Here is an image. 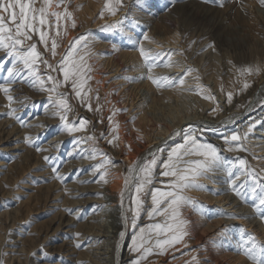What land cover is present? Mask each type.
Segmentation results:
<instances>
[{"label":"rangeland","instance_id":"rangeland-1","mask_svg":"<svg viewBox=\"0 0 264 264\" xmlns=\"http://www.w3.org/2000/svg\"><path fill=\"white\" fill-rule=\"evenodd\" d=\"M152 2L153 7L150 6ZM234 2L238 4V8L235 4V8L230 4ZM123 3L125 7L115 17L105 11L104 18L101 19L99 16L104 10L105 0H72L71 2L70 10L75 13V18L82 19V24L77 25L75 29L79 33L76 34L75 30L69 31L58 52L63 53L73 36L91 33V39L94 41L90 60L94 68L91 87L94 92L98 90L103 111L89 112L81 107L73 96L70 97V103L75 111L69 114V119L76 122L78 118H87L92 121L88 128L94 126L96 135L99 136L101 132L109 131L108 117L111 111L125 109L126 111L118 113L114 120L119 123L120 131L126 133L128 131L129 134L130 130H133L143 141L142 148L146 152L141 157H135L130 167L136 161L151 158L152 153L159 158H166L167 152L182 143L185 133L191 131L195 132L199 142L210 143L220 149L221 155L226 160L232 161L235 157L245 158L252 168L260 172L264 168V70L259 74L240 75V70L244 68L264 69V19H262L264 7L261 6L260 0H224L223 8L219 7V0L213 3H206L205 0H139V3L137 0H123ZM78 5L81 6L79 10H77ZM88 7L91 13H88ZM207 11L210 14L204 15ZM117 20H122V27L111 31L103 30L106 24L115 23ZM136 21L139 23L133 26ZM145 34L155 43L145 41ZM136 41H141L145 49H151L153 52L169 50L176 53L183 52L184 55H174L173 61L178 62L182 68L190 67L197 70L186 77L184 88L195 89L199 83L211 90L215 100L203 99L193 92L182 91L179 87L157 89L147 80L136 83L126 82L123 77H137L142 74L143 61L139 52L132 50ZM192 41L196 43L192 44ZM38 47L42 50V46ZM134 57L141 61L140 64L135 63ZM116 58L123 62L124 67L116 63ZM0 63L5 65L0 69V84H3L7 82L6 70L11 64L2 52H0ZM170 71L166 68H157L154 75L176 77L181 74L179 71L182 69L177 72L173 70L172 72L175 73L171 75L168 73ZM197 74L200 77L199 81L195 79ZM245 82L250 85L247 89L243 88ZM11 87L13 97L25 102L23 105L14 102L12 107L19 109L17 115L24 119L28 126L22 127L15 119L5 115L9 110L8 102L0 92V264H61V261L63 264H92L96 257L90 251L89 245L95 241L92 239L90 242V238L85 237L90 236L98 226L97 221L99 223L103 218L100 212L109 206L111 196L116 202L121 203L120 192L124 190V176L127 175L124 165L129 162L123 160L127 153L120 154V152L122 148L126 149V146L121 144L120 140L117 147L109 146L107 139L100 140L96 146L106 152L116 165L111 169L109 183L107 185L89 183V181H83L85 182L83 184L76 183L78 168L72 170L70 164L72 148L74 151L77 150L76 154L80 148L89 149V144L77 146L75 140L91 135V131L73 134L61 131L58 118H52L51 113L45 108L47 94L34 91L27 83L17 82ZM228 93H232L231 103L227 99ZM95 104L93 100L94 107ZM250 110L252 111L243 116L245 118L243 121H241L243 118L234 116L235 112L239 114ZM205 114L208 119L214 118L213 120H219L220 123L200 124L199 120ZM143 116L152 121L142 129L141 126L147 122L141 121ZM101 118L104 123H96ZM133 118H135L134 123L131 122ZM227 120L232 122L225 123ZM195 121L198 123L195 124ZM186 122L192 123L186 124ZM151 125L156 128L152 129ZM189 125L192 127L189 128ZM253 125L254 130L249 133L248 129ZM160 127L167 128L169 133L165 134L166 137L163 134L154 136ZM178 132L181 134L179 141L176 140L177 142H172L173 144L169 146L168 141L171 138L169 135L177 136ZM233 133L248 135L249 139L243 142L248 152L224 150L226 146L223 137ZM27 136L32 137V143L44 151L37 152L34 146L28 145L25 141ZM19 142L20 145L24 146L25 143V146H28L24 147L27 150L22 152L23 156H15L19 154V149L15 152L14 147L18 146ZM45 148L48 150L51 148L50 153L48 150L45 153ZM44 153L53 158L47 164L43 159ZM74 161H78L77 165L84 170L101 163L99 158L91 160L92 164H88L89 159L81 157ZM53 164L59 167V174L65 178L64 182L53 178L51 171ZM232 171L237 173L238 168ZM209 175L210 180H202L200 183L205 184L212 192H219V195L207 191H193L188 192L187 195L206 205L208 209L214 210L207 213L214 218L207 219L194 213L190 208L185 209L184 216L193 222L191 235L186 238L188 248L178 245L179 251L169 249L165 256L152 255L145 264H186L191 261L192 256L198 257L199 264H204L205 261L208 264H252L247 257L239 254L237 249L241 245L248 246L249 234L254 235L258 243L264 244V221L259 219V214L253 207L254 203L258 204V200H253L250 189H239L246 197V199L240 198L243 203L241 205L247 209L246 217L249 219H231L237 223L229 224L227 218H216L217 212L221 210L236 216L245 215L236 213L237 208H232L234 204L225 200V195L237 197L231 190L230 178L226 172L219 171ZM163 179L165 178L157 177L156 188H163L159 182ZM245 180L246 177L241 176L236 184L240 185ZM72 182L79 190L76 189L77 192L68 194L66 189L68 185H72ZM224 186H229L230 189L223 191ZM93 193H100L103 198L94 196ZM145 199L146 207L150 206V198L145 197ZM130 203V194L126 192L121 207L123 220ZM68 209L78 211L74 215H69ZM76 216H81V219L77 221ZM106 219H108L106 225H110L111 219ZM157 221L163 222V218H157ZM157 221H149L146 214L142 213L138 227ZM123 223L124 237L121 240L118 237L111 240L104 251L109 257L116 252L118 256L119 251L123 253L122 260L115 258L113 264H130L133 258L130 248L134 230L130 223H126L125 220ZM225 228L228 229L227 236L221 234V229ZM241 229L246 231L242 232ZM76 233L80 234L78 238L75 236ZM76 244H80L81 247L77 249ZM45 252L47 255H44ZM104 259L102 256L100 262H105Z\"/></svg>","mask_w":264,"mask_h":264},{"label":"snow or ice","instance_id":"snow-or-ice-1","mask_svg":"<svg viewBox=\"0 0 264 264\" xmlns=\"http://www.w3.org/2000/svg\"><path fill=\"white\" fill-rule=\"evenodd\" d=\"M71 2L72 0H0V52L7 57L11 64L6 70L7 82L0 84V92L8 102L9 110L5 115L15 119L22 127H27L28 123L17 115L19 109L12 107L14 102L21 103V105L25 103L12 95L11 85L17 82L27 83L34 91L47 94L45 108L51 113L52 118H58L61 131L68 134L91 131V135L75 140L77 146L90 144L89 149L80 148L77 155L82 159L89 160L99 158L101 163L87 170L94 177L89 183L107 185L109 176L112 175L111 169L116 165L113 164L111 157H108L107 153L101 151L96 145L100 140L107 139L109 146H118L120 125L114 120V117L126 110L113 109L108 117L109 131L101 132L99 136L96 135L94 126L91 129L88 128L92 121L87 118H78L76 122L69 119V114L75 111L74 106L70 103V97L73 96L79 105L86 108L87 111L95 113L103 111L99 92L98 90L94 92L91 87L92 72L94 71L90 63L91 46L94 43L91 33L73 37L63 53L58 52L69 31L77 28L74 12L70 10ZM205 2L213 3L215 0H205ZM260 3L264 7V0H260ZM224 6V0H219V7L223 8ZM80 7L78 5L77 10ZM124 7L123 0H105L104 10L101 11L99 18H104L105 11L115 17ZM138 23V21L134 22L133 26ZM120 27H122V20H117L115 23L106 24L103 30L111 31ZM144 40L155 43L146 34ZM195 43L196 41H192V44ZM38 46H42V50ZM132 50L138 51L143 61L142 74L137 77H123L126 82L136 83L147 80L157 89L179 87L182 91L193 92L203 99L215 100L211 90L199 83L195 89L184 88L186 77L197 70L190 67L182 68L178 62L173 61L174 55H184L183 52L176 53L172 50L153 52L151 49H145L141 41H136ZM4 67V63H0V69ZM157 68H176L182 69V71L176 77H158L154 75ZM262 70L264 69L260 67L244 68L240 70V75L259 74ZM195 79L199 81L198 74ZM249 87L250 85L245 82L243 88ZM227 99L231 103L232 93L227 94ZM93 100L96 102L95 107ZM131 122L134 123L135 118ZM96 123L103 124V118L97 120ZM36 126L41 127V125ZM191 127L189 125V128ZM253 130L254 125L249 127L248 132L251 133ZM248 139L247 134L241 136L238 133H233L230 136H224L223 142L226 146L224 150L246 153L249 150L243 142ZM25 141L30 146H34L37 152L44 151L32 143V137H25ZM150 156L149 159L134 162L127 169V175L124 176V190L120 192L121 207H123V198L126 192L130 194L131 201L127 213L124 214L125 222L130 223L134 230L130 248L133 258L130 264H145L148 257L152 255L165 256L169 249L179 251L178 245L188 248L186 238L191 235L193 222L184 216V210L190 208L194 213L207 219L214 218L207 215L208 212L214 210L208 209L206 205L187 195L188 192L193 191H207L210 194L219 195V192H212L205 184L200 183L202 180H210V173L226 172L230 178L231 190L242 199H246V197L239 189H250L253 200H258V204L254 203L253 207L259 214V219L264 221V182H262L264 181V174H262L264 168L257 172L249 165L248 160L242 157H235L232 161L226 160L221 155L220 149L210 143L199 142L195 132L191 131L185 133L182 143L167 152L166 158H159L155 153ZM193 156L200 159H189ZM43 159L47 164L53 158L45 155ZM237 168L238 172L234 173L232 169ZM40 170L43 171V169ZM51 171L54 179L64 182L65 178L59 174L57 164L51 165ZM158 176L165 178L159 181L163 185L162 189L155 187ZM241 176L246 177V180L237 185L236 181ZM81 183L84 182L81 181ZM92 195L103 198L100 193ZM145 197L150 198L151 201L148 207H146ZM14 199L19 198L14 197ZM67 211L69 215H74L78 210L68 209ZM142 213L146 214L149 221H157V218L162 217L163 222L157 221L144 227H138ZM216 218L249 219L246 216L227 214L222 210L217 212ZM76 219L79 221L81 216H76ZM241 231L246 230L241 229ZM227 233L228 229H221L222 235L227 236ZM79 235L76 233V238ZM124 235V232H120L121 238ZM247 245H241L237 249L238 253L247 257L252 264H264V244L258 243L257 238L249 234ZM75 247L79 249L81 245L76 244ZM44 255L47 253L45 252ZM186 264H199V259L197 256H192L191 261ZM204 264H208V262L205 261Z\"/></svg>","mask_w":264,"mask_h":264},{"label":"bare ground","instance_id":"bare-ground-1","mask_svg":"<svg viewBox=\"0 0 264 264\" xmlns=\"http://www.w3.org/2000/svg\"><path fill=\"white\" fill-rule=\"evenodd\" d=\"M240 1H242V0H240ZM252 2V1H251ZM228 3V2H227ZM248 3V2H247ZM246 3V4H247ZM154 3L152 2V3H150V6L151 5H153ZM230 4H232L233 6H234V4L236 5V8H238V4H236L235 2L234 3H230ZM227 5H229V4H227ZM231 5V6H232ZM151 7H153V6H151ZM234 8H235V6H234ZM153 9V8H152ZM234 10V9H233ZM87 11H88V13H91L90 12V8L88 7L87 8ZM155 12V11H154ZM88 13H87V15H88ZM75 14V13H74ZM207 14H210L209 13V11H207V12H205L204 13V15H207ZM213 14V13H212ZM146 15V14H145ZM235 15V14H234ZM80 16V15H79ZM78 16V17H79ZM262 19H264V18H262ZM81 20L82 19H78V18H76V22H77V25H79V24H82L81 23ZM223 20V19H222ZM221 22V21H220ZM261 23V22H260ZM217 24V23H216ZM215 24V25H216ZM262 25V24H261ZM263 26V25H262ZM216 27H217V25H216ZM82 29H85V28H82ZM76 31V30H75ZM159 31V30H158ZM73 32V31H72ZM75 33V32H74ZM77 33H79L78 31H76V34ZM73 34V33H72ZM73 36V35H72ZM74 37V36H73ZM76 37V36H75ZM70 38V37H69ZM69 38H68V40H69ZM125 58H126V56H125ZM132 58V57H131ZM134 58H136V57H134ZM133 59V58H132ZM115 60V59H114ZM134 60V59H133ZM116 63H119V65L122 67L123 66V62H121L120 61V59H117L116 58ZM129 61V60H128ZM140 62L141 61H139V60H137V58H136V61H135V63L136 64H140ZM143 63V62H142ZM141 63V64H142ZM136 64H134V65H136ZM124 67V66H123ZM139 69V68H138ZM170 72H168L170 75L173 73H175V72H177L178 70H176V68L174 69H168ZM173 70H175V72H172ZM179 72H181V71H179ZM261 81H263V79L261 78ZM261 83V82H260ZM260 86V85H259ZM150 87V86H149ZM256 87V86H255ZM179 89V88H178ZM152 90V89H151ZM171 91V90H170ZM169 91V92H170ZM262 91V90H261ZM174 93V92H173ZM160 98V97H159ZM158 98V99H159ZM161 98H163V97H161ZM115 98L113 97V100H114ZM116 100H117V98H116ZM157 100V99H156ZM115 101V100H114ZM164 102V101H163ZM161 104V103H160ZM226 106V105H225ZM232 107V106H231ZM230 107V108H231ZM224 109H225V107H224ZM228 110H231V109H228ZM224 111V110H223ZM252 110H250V111H248V112H245V113H234V116L235 117H237L238 116V118H243V116L246 114V113H249V112H251ZM230 112V111H229ZM238 112V111H237ZM224 113H227V112H225L224 111ZM210 115V114H209ZM205 116H207V114H205ZM205 116L204 117H201V120H199V123L200 124H202V125H210V124H216V123H220L219 122V120H211V119H208V116H207V119L206 120H204L205 119ZM222 116V115H221ZM227 116V115H226ZM225 116V117H226ZM210 117V116H209ZM224 117V118H225ZM217 118V117H216ZM219 118V117H218ZM217 118V119H218ZM224 118H222V119H224ZM232 118V117H231ZM233 119H235V118H233ZM237 119V118H236ZM245 118H243L241 121H243ZM143 123H144V121H147L146 123H144L145 125H143V126H141V124H139L141 127H142V129L143 128H145L146 127V125L147 124H149L152 120H150V118H145L144 116L142 117V120H141ZM214 121V122H213ZM235 121V120H234ZM239 121V120H238ZM237 121V122H238ZM222 122V121H221ZM232 122V120H227V122H225V123H231ZM183 123V122H182ZM181 123V124H182ZM189 123H192V122H186V124H189ZM195 124L196 123H198V122H194ZM233 123H235V122H233ZM180 124V125H181ZM153 125V124H152ZM151 125V126H152ZM145 126V127H144ZM154 126V125H153ZM152 126V129H154V128H156V126L155 127H153ZM178 126H179V124H178ZM177 126V127H178ZM217 126H220V125H217ZM180 127H182V126H180ZM209 127V126H208ZM123 128V127H122ZM161 128V127H160ZM158 129L156 132H157V134H154V136H161L162 134L163 135H165V134H167V133H169L168 132V130H166L167 128H165V129H163V128H161V129ZM214 129V128H213ZM125 130V129H124ZM127 131V130H126ZM20 132V131H19ZM144 132V131H143ZM155 132V131H154ZM155 132V133H156ZM120 133V142H121V144L123 143V144H125V146H126V149H123L122 148V150H121V152H120V154H125V153H127L124 157H123V160H128V164L127 163H125V165H124V167H125V169H128L129 167H130V163H131V161H133V159L135 158V157H141L142 155H144L146 152H144V150H143V148H142V143H143V141L140 139V137L133 131V130H130V133L128 134V131H127V133L126 132H124V131H120L119 132ZM170 133H172V131L170 132ZM151 134V133H150ZM169 136H171V138H170V141H168L167 143H168V145L170 146L171 144H173L174 142H177V141H179L178 140V138L181 136V134H179V135H177L176 136V134H173V135H169ZM168 136V137H169ZM20 137V136H19ZM165 137H166V135H165ZM17 138H18V136H17ZM182 138V137H181ZM180 139V138H179ZM34 140H35V138H34ZM177 140V141H176ZM211 140H213V139H211ZM19 141V140H18ZM55 141V140H54ZM58 141H59V139H58ZM62 141V140H61ZM162 141V140H161ZM21 142H22V140H21ZM60 142V141H59ZM173 142V143H172ZM23 144V143H22ZM54 145H55V143H53ZM56 144H58L59 145V143H56ZM144 144V143H143ZM18 145V144H17ZM29 145V144H28ZM46 146H48V145H46ZM51 146V145H50ZM129 146H130V149H129ZM225 146V145H224ZM24 147H28L27 145L25 146V143H24V146L23 145H20V142H19V145L18 146H15L14 147V150H15V152H16V149H19V154H16L15 156H23L22 154V152H24L25 151V149L26 148H24ZM49 147V146H48ZM89 147H90V144H89ZM54 149H56V148H54ZM155 149V148H154ZM27 150V149H26ZM46 150H48V148L46 149L45 148V153H47L48 151V153H50V150H51V148L46 152ZM29 151V150H28ZM76 151L77 150H75L74 151V149L72 148V163H70V162H68V163H70V164H72V170L73 169H76L77 170V168H78V174H77V176H76V178H75V182L76 183H78V182H81V181H90L92 178H94L92 175H90L89 173H88V169L90 168V167H88V168H86L85 170L84 169H82L81 167H79L77 164L79 163L78 161H74L75 159H78L80 156H77V154H76ZM53 152H55V151H53ZM53 152H52V154H53ZM28 153V152H27ZM44 153V154H45ZM149 153H147V155H148ZM45 155H47V154H45ZM53 155H55V154H53ZM196 157L195 156H193L191 159L192 160H194ZM196 159H198V158H196ZM86 162V161H85ZM88 163V162H87ZM88 164H92L91 163V160H90V162L88 163ZM69 165V164H68ZM83 165V164H82ZM84 166V165H83ZM88 166V165H87ZM85 167H86V165H85ZM92 167V166H91ZM120 168H121V166H120ZM71 169V168H70ZM68 170V169H67ZM80 170H84V171H82V172H80L79 173V171ZM77 173V172H76ZM82 174V175H81ZM79 177H81V178H79ZM86 178H88V180H86ZM220 179H222V178H220ZM85 183V182H84ZM119 183V182H118ZM73 184H74V182H72V185H68V189H66L67 190V192H68V194H72V192H77L76 191V189L77 190H79V188L75 185V186H73ZM87 184V183H86ZM79 185V184H78ZM81 186V185H80ZM80 188H82V186L80 187ZM224 189L226 190H228V189H230V187L229 186H224V187H222V190L224 191ZM224 193V192H223ZM225 200H227L230 204H234L233 205V207L232 208H237L236 209V213H238V214H240V213H242V214H244L245 216H248V214H247V209L246 208H244L241 204H243L241 201V198H240V196H234V195H225ZM92 202V201H91ZM74 203V202H73ZM90 203V202H89ZM108 204H109V206L108 207H105V208H103L102 210H101V214L103 215V218L102 219H100L101 221L98 223V221H97V223L96 224H98V226L90 233V236L89 235H86V237L85 238H87V236L90 238V242H92L91 240L92 239H94V241H95V243L94 242H92V243H90V244H92V245H89L91 248H89L90 249V251L95 255V257H96V259L95 260H93L92 261V264H113L114 263V259L115 258H117V259H120L121 258V260H122V257H123V253L121 252V251H119V255L117 256V254H118V252H116V253H113V255L112 256H108L104 251L107 249V247L109 246V242L111 241V240H113V239H115V238H120V240L122 239L121 237H120V232H124L125 231V229H124V223H123V212H122V208H121V206H120V202H116V199H114L112 196H111V198H110V200H109V202H108ZM126 212V211H125ZM98 217V216H97ZM106 218H109V219H111V222H110V225H106V221L108 220V219H106ZM227 222L229 223V224H236L237 222H235V221H232L231 219H227ZM128 227V226H127ZM211 228V227H210ZM124 229V230H123ZM194 234V233H193ZM203 236V235H202ZM203 239V238H202ZM101 242H100V241ZM201 240V239H200ZM89 244V243H88ZM87 244V245H88ZM111 245V244H110ZM219 248H221V247H219ZM69 251V250H68ZM108 252V251H107ZM67 254V253H66ZM108 254H111V253H108ZM213 254V253H212ZM69 255V254H68ZM102 256L105 258L104 260H105V262H103V261H101L100 262V260H101V258H102ZM211 257V256H210ZM215 258H216V256H215ZM103 260V259H102ZM218 260V259H217Z\"/></svg>","mask_w":264,"mask_h":264}]
</instances>
